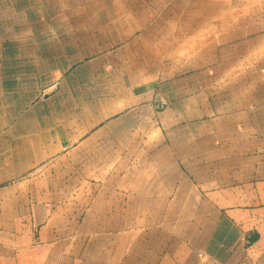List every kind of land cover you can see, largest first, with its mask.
<instances>
[{
  "label": "crops",
  "instance_id": "obj_1",
  "mask_svg": "<svg viewBox=\"0 0 264 264\" xmlns=\"http://www.w3.org/2000/svg\"><path fill=\"white\" fill-rule=\"evenodd\" d=\"M0 264H264V0H0Z\"/></svg>",
  "mask_w": 264,
  "mask_h": 264
},
{
  "label": "rangeland",
  "instance_id": "obj_2",
  "mask_svg": "<svg viewBox=\"0 0 264 264\" xmlns=\"http://www.w3.org/2000/svg\"><path fill=\"white\" fill-rule=\"evenodd\" d=\"M75 9H76V13L77 12H82L80 9H82V7H80V6H75ZM95 9H97V7H95ZM60 12H62V10H60ZM251 241H254L255 240V238H256V235H251Z\"/></svg>",
  "mask_w": 264,
  "mask_h": 264
}]
</instances>
